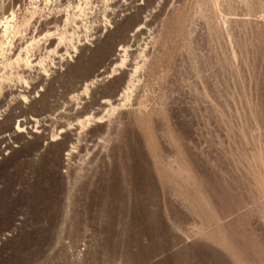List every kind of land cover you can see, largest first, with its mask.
<instances>
[{"label":"rangeland","instance_id":"374dc122","mask_svg":"<svg viewBox=\"0 0 264 264\" xmlns=\"http://www.w3.org/2000/svg\"><path fill=\"white\" fill-rule=\"evenodd\" d=\"M0 264H264V0H0Z\"/></svg>","mask_w":264,"mask_h":264}]
</instances>
